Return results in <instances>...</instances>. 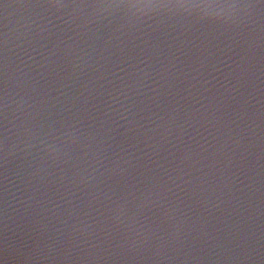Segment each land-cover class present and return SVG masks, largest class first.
<instances>
[{"label": "water", "instance_id": "95a60500", "mask_svg": "<svg viewBox=\"0 0 264 264\" xmlns=\"http://www.w3.org/2000/svg\"><path fill=\"white\" fill-rule=\"evenodd\" d=\"M146 2L0 0L5 264H264V3Z\"/></svg>", "mask_w": 264, "mask_h": 264}, {"label": "snow or ice", "instance_id": "6c2138e0", "mask_svg": "<svg viewBox=\"0 0 264 264\" xmlns=\"http://www.w3.org/2000/svg\"><path fill=\"white\" fill-rule=\"evenodd\" d=\"M50 2L53 4V6H57V7H63L64 6V0H50ZM261 3H264V0H261ZM143 5L145 6H154L152 3V0H147L146 3H144ZM188 5H193V6H198V4H196L194 2V0H190V3H178L177 6L179 7H186ZM116 6H120L119 4H117ZM159 6H167V5H159ZM4 219L0 220V223L4 224V227L6 228V212L4 213ZM0 264H5V261L7 260V249L6 248H0Z\"/></svg>", "mask_w": 264, "mask_h": 264}, {"label": "clouds", "instance_id": "9594fccd", "mask_svg": "<svg viewBox=\"0 0 264 264\" xmlns=\"http://www.w3.org/2000/svg\"><path fill=\"white\" fill-rule=\"evenodd\" d=\"M130 7L135 8V7H149V6L133 4V5H130ZM186 7H202V5H198V6L188 5ZM204 7H213V5H204Z\"/></svg>", "mask_w": 264, "mask_h": 264}]
</instances>
